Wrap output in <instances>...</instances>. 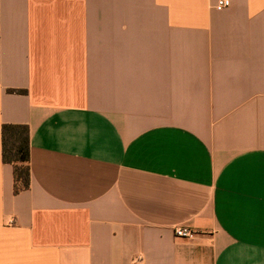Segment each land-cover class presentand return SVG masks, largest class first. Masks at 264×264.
<instances>
[{"label":"crops","instance_id":"1","mask_svg":"<svg viewBox=\"0 0 264 264\" xmlns=\"http://www.w3.org/2000/svg\"><path fill=\"white\" fill-rule=\"evenodd\" d=\"M219 1L0 0V264H264V0Z\"/></svg>","mask_w":264,"mask_h":264},{"label":"trees","instance_id":"2","mask_svg":"<svg viewBox=\"0 0 264 264\" xmlns=\"http://www.w3.org/2000/svg\"><path fill=\"white\" fill-rule=\"evenodd\" d=\"M11 92L25 93L23 90ZM3 159L14 166L15 193L31 186L30 173V128L24 124H4L2 127Z\"/></svg>","mask_w":264,"mask_h":264},{"label":"built area","instance_id":"3","mask_svg":"<svg viewBox=\"0 0 264 264\" xmlns=\"http://www.w3.org/2000/svg\"><path fill=\"white\" fill-rule=\"evenodd\" d=\"M230 3H231L230 0H220L218 5L220 7H228L230 6ZM175 234L177 237L188 238V239H193L196 236V232L193 229L185 226L176 227Z\"/></svg>","mask_w":264,"mask_h":264}]
</instances>
